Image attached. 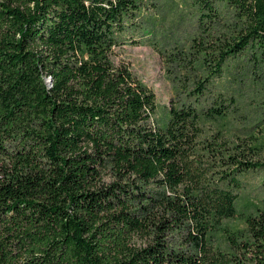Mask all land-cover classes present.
<instances>
[{"label":"trees","instance_id":"trees-1","mask_svg":"<svg viewBox=\"0 0 264 264\" xmlns=\"http://www.w3.org/2000/svg\"><path fill=\"white\" fill-rule=\"evenodd\" d=\"M215 1L225 36L169 59L158 123L153 90L113 60L139 0H0V264H264V200L229 227L264 139L202 128L245 108L237 65L264 110V0L197 2Z\"/></svg>","mask_w":264,"mask_h":264},{"label":"rangeland","instance_id":"rangeland-1","mask_svg":"<svg viewBox=\"0 0 264 264\" xmlns=\"http://www.w3.org/2000/svg\"><path fill=\"white\" fill-rule=\"evenodd\" d=\"M139 1L141 11L133 21V25H130L131 27L129 26L123 34L122 44L114 48L113 60L116 64H126L141 81L153 90L157 102L156 119L158 123H162L173 95L171 74L177 73V66L169 59L179 57L177 53L184 52L192 43V39L196 42L207 41L209 43H216L218 39H223L228 27L226 24L232 21V10L219 1L212 2V11L200 8L198 0ZM239 1L242 3V0ZM201 12L208 13L209 17L204 18L200 15ZM199 17L204 20L201 25L198 24ZM238 58L227 62L233 65ZM230 69L229 72L235 77L234 83L229 80L232 90L238 93L247 104L240 112L233 113L228 122L224 119L208 120L202 128L207 133L213 134L215 131L221 133L220 136L235 140L237 143L242 141L243 147L247 149V145L251 144L248 143L252 139L251 135L256 141L264 139V110L261 107L248 109L253 103L251 100L253 95L249 90H244L243 81L237 80L240 77L243 78L241 67L237 65ZM225 74L227 73L222 75L213 90L225 92L219 86L220 83L226 85L225 89L229 88L230 84L224 78ZM236 82H241V85H234ZM46 83L48 86L51 85L49 77L46 78ZM252 157L254 160H260V154ZM239 180L241 187L244 188L236 202V215L229 222V227L232 229L242 227L240 212L245 208L246 199H258L260 202L264 200V168L242 173L239 175Z\"/></svg>","mask_w":264,"mask_h":264},{"label":"water","instance_id":"water-1","mask_svg":"<svg viewBox=\"0 0 264 264\" xmlns=\"http://www.w3.org/2000/svg\"><path fill=\"white\" fill-rule=\"evenodd\" d=\"M51 81V80H50Z\"/></svg>","mask_w":264,"mask_h":264}]
</instances>
